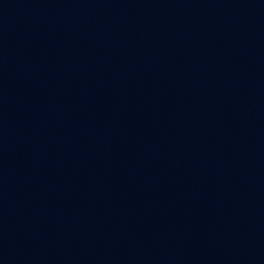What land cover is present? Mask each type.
Instances as JSON below:
<instances>
[{
  "label": "water",
  "instance_id": "obj_1",
  "mask_svg": "<svg viewBox=\"0 0 264 264\" xmlns=\"http://www.w3.org/2000/svg\"><path fill=\"white\" fill-rule=\"evenodd\" d=\"M199 0H0V264H22L122 94Z\"/></svg>",
  "mask_w": 264,
  "mask_h": 264
}]
</instances>
